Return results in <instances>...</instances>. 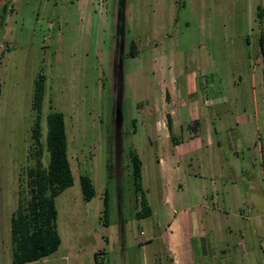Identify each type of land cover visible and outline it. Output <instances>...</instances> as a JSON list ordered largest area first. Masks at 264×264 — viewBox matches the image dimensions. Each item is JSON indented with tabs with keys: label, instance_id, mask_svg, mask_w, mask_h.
Instances as JSON below:
<instances>
[{
	"label": "rangeland",
	"instance_id": "1",
	"mask_svg": "<svg viewBox=\"0 0 264 264\" xmlns=\"http://www.w3.org/2000/svg\"><path fill=\"white\" fill-rule=\"evenodd\" d=\"M263 31L264 0H4L0 264H12L10 217L19 198L31 195L29 170L47 166L51 111L64 116L74 182L55 197L60 245L23 264H96V258L105 264H171L158 237L163 221L156 226L157 217H135L142 203L130 152L142 160L146 194L154 130L167 124L168 103L180 105L191 87L198 104L212 99L214 124L237 130L235 153L253 169L252 204L230 211L221 228L206 229L209 256L196 264H264ZM259 57L261 66L253 69ZM40 78L38 111L34 96ZM170 84L176 100L168 93ZM219 97L226 98L224 104H217ZM194 124L201 127L202 119ZM81 174L95 188L89 201L81 192ZM192 244L196 249L195 235Z\"/></svg>",
	"mask_w": 264,
	"mask_h": 264
},
{
	"label": "crops",
	"instance_id": "2",
	"mask_svg": "<svg viewBox=\"0 0 264 264\" xmlns=\"http://www.w3.org/2000/svg\"><path fill=\"white\" fill-rule=\"evenodd\" d=\"M258 59L253 69L261 66ZM193 89L180 105L168 103L171 128L165 121L155 128L157 139L147 171L145 197L151 213L146 217H157L156 226L163 221L158 237L171 264H196L198 258L208 257L206 229L221 228L230 211L252 204L248 187L253 169L243 166L244 159L235 153L240 144L237 130L214 124L209 112L212 99L206 97L198 104ZM168 93L176 100L175 84H170ZM224 99L215 101L224 104ZM199 119L202 126L196 127ZM192 235L198 238L196 249Z\"/></svg>",
	"mask_w": 264,
	"mask_h": 264
},
{
	"label": "trees",
	"instance_id": "3",
	"mask_svg": "<svg viewBox=\"0 0 264 264\" xmlns=\"http://www.w3.org/2000/svg\"><path fill=\"white\" fill-rule=\"evenodd\" d=\"M260 50L264 60V31L259 38ZM42 79L36 81L34 105L39 111L42 100ZM47 130L45 135L48 150L46 167L38 166L29 170V198L20 197L16 209L10 217V238L12 243L11 263L23 264L36 261L53 253L61 243V236L57 229V208L55 197L74 182L70 162L67 156V138L65 120L61 111H51L46 115ZM168 129L171 120L167 117ZM39 122L35 120L33 136L39 137ZM132 161V175L135 191H140L141 210L135 213L136 218L149 216L151 209L147 204L145 193L142 191L141 160L136 152H130ZM264 173V162H262ZM108 173L110 163H107ZM264 180V174H263ZM79 184L84 200L89 201L95 195V188L87 174L79 176ZM104 217L109 213V195L103 198ZM96 264H105L95 259Z\"/></svg>",
	"mask_w": 264,
	"mask_h": 264
},
{
	"label": "flooded vegetation",
	"instance_id": "4",
	"mask_svg": "<svg viewBox=\"0 0 264 264\" xmlns=\"http://www.w3.org/2000/svg\"><path fill=\"white\" fill-rule=\"evenodd\" d=\"M3 1H4V0H3ZM3 1H2V2H3ZM2 2H0V5H1V3H2ZM2 15H3V16H5V14H4V13H2Z\"/></svg>",
	"mask_w": 264,
	"mask_h": 264
},
{
	"label": "water",
	"instance_id": "5",
	"mask_svg": "<svg viewBox=\"0 0 264 264\" xmlns=\"http://www.w3.org/2000/svg\"><path fill=\"white\" fill-rule=\"evenodd\" d=\"M3 0H0V2H2Z\"/></svg>",
	"mask_w": 264,
	"mask_h": 264
},
{
	"label": "bare ground",
	"instance_id": "6",
	"mask_svg": "<svg viewBox=\"0 0 264 264\" xmlns=\"http://www.w3.org/2000/svg\"><path fill=\"white\" fill-rule=\"evenodd\" d=\"M78 181V180H77ZM75 188V187H74Z\"/></svg>",
	"mask_w": 264,
	"mask_h": 264
}]
</instances>
